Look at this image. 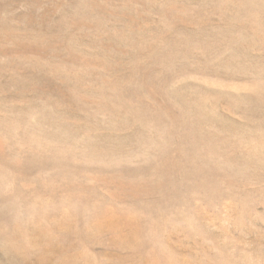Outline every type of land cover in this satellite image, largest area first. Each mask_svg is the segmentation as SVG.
<instances>
[{
	"label": "rangeland",
	"instance_id": "374dc122",
	"mask_svg": "<svg viewBox=\"0 0 264 264\" xmlns=\"http://www.w3.org/2000/svg\"><path fill=\"white\" fill-rule=\"evenodd\" d=\"M0 264H264V0H0Z\"/></svg>",
	"mask_w": 264,
	"mask_h": 264
}]
</instances>
